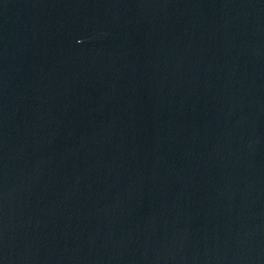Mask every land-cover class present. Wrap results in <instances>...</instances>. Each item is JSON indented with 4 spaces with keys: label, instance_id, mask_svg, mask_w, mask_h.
<instances>
[{
    "label": "water",
    "instance_id": "water-1",
    "mask_svg": "<svg viewBox=\"0 0 264 264\" xmlns=\"http://www.w3.org/2000/svg\"><path fill=\"white\" fill-rule=\"evenodd\" d=\"M0 264H264V0H0Z\"/></svg>",
    "mask_w": 264,
    "mask_h": 264
}]
</instances>
